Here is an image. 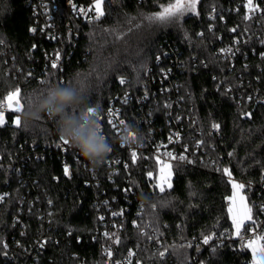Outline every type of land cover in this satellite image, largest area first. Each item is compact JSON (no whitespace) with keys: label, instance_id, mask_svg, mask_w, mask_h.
<instances>
[{"label":"trees","instance_id":"16d2710c","mask_svg":"<svg viewBox=\"0 0 264 264\" xmlns=\"http://www.w3.org/2000/svg\"><path fill=\"white\" fill-rule=\"evenodd\" d=\"M170 2L104 0V15L87 23L67 0H55L46 15L32 0H0V102L19 88L24 110L58 84L75 86L86 106L105 111L113 97L130 91L126 111L134 129L158 135L180 119L190 148L161 193L154 160L149 169L144 161L122 170L112 183L107 161L97 168L76 161L46 116L26 129L13 123L21 112H7L0 125V264H105L102 214L123 226L115 251L138 248L141 264H179L172 250L185 246L190 264L252 263L234 236L232 187L223 170L245 185L254 219L264 200V12L245 20L246 0H201L199 14L181 21L147 19ZM255 3L264 7V0ZM222 45L235 48L233 66L217 53ZM56 56L60 64L52 68ZM168 69L178 81L171 117L168 95L159 90ZM128 186L134 194L123 192ZM117 209L123 212L113 216Z\"/></svg>","mask_w":264,"mask_h":264},{"label":"built area","instance_id":"2783aa9c","mask_svg":"<svg viewBox=\"0 0 264 264\" xmlns=\"http://www.w3.org/2000/svg\"><path fill=\"white\" fill-rule=\"evenodd\" d=\"M35 3V9L38 8L41 15L49 14L51 11V4L54 3L55 0H32ZM68 5L71 8L72 13L75 14V16L87 23H91L95 20V11L89 12L88 9L92 8L94 1L92 0L90 4H84V3H78L74 0H67ZM75 5V8L73 7ZM84 9L85 12L81 13L78 10ZM260 9L264 10V7H259ZM86 13V14H85ZM55 34H52L51 36H47V38L55 37ZM231 51H228V50ZM217 53L220 57L223 59H226L232 66L234 64V55H235V48L230 47L229 45H222L218 48ZM59 57V56H58ZM52 62H56L57 65L60 64V60H57V56L52 59ZM171 69L163 70L161 71V78H160V87L159 90L162 93H165L168 95V106H167V114L171 117L172 112L174 109V96L178 81H174L173 84L172 80L169 78V74L171 73ZM146 94L144 95L146 97L148 94V91H145ZM156 92V91H155ZM132 100V95L130 94V91H124L121 94H117L115 97H113L108 104V107L105 111L99 110L98 117H99V123L101 125V130L103 134L106 136V138L109 140V142L112 144V148L110 153L107 157H110L109 159L106 158L107 166L110 167V175L109 179L113 182L116 176L120 174L122 170H129L132 165L139 164L140 162H146L145 165L146 169H149L151 162L154 160L156 162V166L158 167L160 163L157 162V159H159L162 162H170L172 165L174 163H186L188 161V154H189V146L186 143H183L184 138V130L185 127L182 125L181 120L178 119V121H175L173 125H169L166 131L159 132L158 135H156V132H154V128H150L148 131V135L145 136V134H140L136 129L133 128V126L129 123L127 119V111L126 107L128 105V102ZM138 102H143L144 98L140 97L137 99ZM260 101L264 103V95L261 96ZM3 111H6V109H0ZM8 112V111H7ZM6 112V113H7ZM149 115L151 117V113L149 112ZM115 119L119 128H120V134L116 135L111 126L108 124L109 120ZM124 121L125 123L123 125H119V121ZM174 120V119H173ZM147 122V121H146ZM148 123V122H147ZM125 128H130L132 133H136V139H131L128 142H121L118 138L119 136L124 132ZM171 141V142H170ZM61 148L73 149L70 145L65 146L61 145ZM75 150V149H73ZM132 151H136L137 153V159L135 163L132 162L130 153ZM75 154V160L81 161L82 157H80L77 150L73 151ZM172 153L174 157H177V159H170L167 155V153ZM180 156H185L186 159L181 161L178 159ZM149 162V163H148ZM86 164V162H84ZM86 166V165H85ZM128 183V181H126ZM96 185H100L101 181L98 179L95 180ZM114 189H119V185H116ZM260 193L264 197V179L260 182L259 185ZM124 193L134 194V190L128 186V188L123 189ZM113 216L119 215L123 212V209H117V210H111ZM101 220L103 221V231L105 232V244L103 245V261L105 264H141L138 259V248H130L123 252L122 254H118L115 251L116 245V235L120 233V231L123 229V226H121V223H117L116 221H107L104 214H102ZM254 220V226L253 223L247 227V229H241L240 236L236 237L239 244L243 247H246V242L249 239L254 238L256 235H264V200L260 204V211L257 213ZM133 226H135V223H133ZM107 234V235H106ZM205 247H209L211 242L209 241L208 244H205L203 240L201 241ZM186 248H189V257L185 264L191 263L190 258V247L185 246ZM247 248V247H246ZM250 250V249H249ZM251 251V250H250ZM110 253V255H109ZM131 253V255H129ZM179 263V262H178ZM181 264V263H179Z\"/></svg>","mask_w":264,"mask_h":264},{"label":"clouds","instance_id":"9594fccd","mask_svg":"<svg viewBox=\"0 0 264 264\" xmlns=\"http://www.w3.org/2000/svg\"><path fill=\"white\" fill-rule=\"evenodd\" d=\"M98 113V107L85 105L82 93L75 86L52 84L25 106L21 122L28 129L46 116L55 123L59 138L67 140L83 160L97 168L105 162L112 148L101 130ZM129 131L130 128H125L118 139L130 141Z\"/></svg>","mask_w":264,"mask_h":264},{"label":"snow or ice","instance_id":"6c2138e0","mask_svg":"<svg viewBox=\"0 0 264 264\" xmlns=\"http://www.w3.org/2000/svg\"><path fill=\"white\" fill-rule=\"evenodd\" d=\"M198 2L199 0H174V2L167 3L166 5H161L160 10L154 13L153 15L148 16L147 19L150 22L166 24L174 20H178L185 13H195L198 15L199 14L197 12ZM103 3L104 0H94V4L92 8L88 9L89 12L93 10L95 11V17H94L95 19H99L101 16L104 15V12L102 10ZM73 7L75 8V5H73ZM244 7L247 10L244 16L245 20H250L252 16L257 12H264V10L260 9L259 6L255 3V0H246ZM78 11L81 13L85 12V10L82 8L79 9ZM32 31H36V29H32ZM232 31H235V29H232ZM228 51L231 50L229 49ZM58 59L59 57L57 56V60ZM51 67L56 68L57 63L53 62ZM125 82L126 81H124L123 79L120 80L121 84H124ZM0 109H11L16 113H20L23 111L19 88H16L14 92L8 93V95L5 97V101L0 102ZM91 111L92 109L89 108V112ZM97 119H99V117H97ZM4 123H5L4 111L0 110V125H3ZM13 123L17 127L21 125V120L18 115L16 116ZM124 123L125 122L122 120L119 121V125H123ZM108 124L111 126L113 132L116 135L120 134V128L115 119L109 120ZM213 128L218 129L219 125L214 124ZM129 138L134 140L136 139V136L134 133L129 131ZM60 145L67 146L69 145V142L67 140H64L63 138H60ZM60 145H58V147ZM130 155L132 162L135 163L137 159L136 151H132ZM167 155L170 159H177V157H174L173 154L170 152L167 153ZM229 155H231V153ZM178 159L183 161L186 159V157L180 156L178 157ZM157 162L161 164L159 191L162 193L165 191V185H167L168 188H171L170 181L172 177V171H171L172 166L170 164L163 163L159 159H157ZM223 171L230 178L232 195L227 198L229 203L228 213L231 216L232 224L235 226V234L237 237H239L241 232V227L242 225L245 224L246 221L253 222V226H254L252 208L248 206V204L245 202V196L242 195L245 185L232 181L231 180L232 173L229 171V169L225 168ZM64 174L65 176L70 175V169L67 165H65L64 167ZM151 175L152 173H149L150 177ZM2 199L3 197L0 196V200ZM210 238L211 237L209 236H205L203 242L205 244H208ZM246 247L251 250L252 264H264V235H256L254 236V238L247 240ZM129 255H131V253ZM160 255L162 256L163 253H160Z\"/></svg>","mask_w":264,"mask_h":264},{"label":"rangeland","instance_id":"374dc122","mask_svg":"<svg viewBox=\"0 0 264 264\" xmlns=\"http://www.w3.org/2000/svg\"><path fill=\"white\" fill-rule=\"evenodd\" d=\"M200 1L201 0H199V2H198V4H197V12L199 11V4H200ZM196 15L195 13H185L182 17H180L178 20H174V21H181L182 19H183V17L184 16H186V15ZM14 112V111H12L11 109H6V111H4V117H5V122H6V112ZM16 116L17 115H15L14 116V120H15V118H16ZM19 116V115H18ZM163 163H166V164H170L171 166H172V164L170 163V162H163ZM160 168H161V164H159V166H158V172H157V175H156V183H157V186H158V188H159V184H160ZM171 171H172V177H171V181H170V183H171V186H172V178H173V168L171 167ZM232 181H234V182H236V183H239V182H237V181H235V180H232ZM168 187H167V185H165V189H167ZM232 195V194H231ZM242 195H244L245 196V194L242 192ZM245 202L248 204V202H247V198H246V196H245ZM248 206H249V204H248ZM228 207H229V203H228ZM250 207V206H249ZM230 215V214H229ZM230 219H231V216H230ZM231 221H232V219H231ZM247 222V221H246ZM245 222V223H246ZM242 227H243V225H242ZM242 227H241V229H242ZM234 236L235 237H237L236 236V234H235V226H234ZM172 253H173V255H174V257L177 259V261L179 262V263H181V264H185L186 263V261H187V259H188V257H189V248H186V247H176V248H174L173 250H172ZM252 264V263H251Z\"/></svg>","mask_w":264,"mask_h":264},{"label":"crops","instance_id":"0c3cea01","mask_svg":"<svg viewBox=\"0 0 264 264\" xmlns=\"http://www.w3.org/2000/svg\"><path fill=\"white\" fill-rule=\"evenodd\" d=\"M94 1V0H93ZM102 10H103V4H102Z\"/></svg>","mask_w":264,"mask_h":264}]
</instances>
